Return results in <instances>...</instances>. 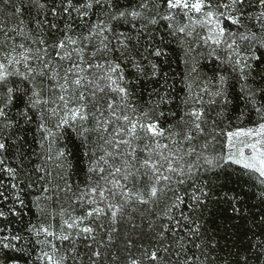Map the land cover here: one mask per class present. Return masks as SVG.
<instances>
[{"label":"snow or ice","instance_id":"snow-or-ice-1","mask_svg":"<svg viewBox=\"0 0 264 264\" xmlns=\"http://www.w3.org/2000/svg\"><path fill=\"white\" fill-rule=\"evenodd\" d=\"M0 264H264V0H0Z\"/></svg>","mask_w":264,"mask_h":264},{"label":"trees","instance_id":"trees-1","mask_svg":"<svg viewBox=\"0 0 264 264\" xmlns=\"http://www.w3.org/2000/svg\"><path fill=\"white\" fill-rule=\"evenodd\" d=\"M239 109H237L238 111ZM29 140H31V136H29ZM75 160L73 161V163L75 164ZM26 203H28V201H26ZM249 204H255L256 201L255 200H249L248 201ZM28 217H26L27 219ZM215 224L219 225L220 228V235L225 237V240L228 244H231L233 240L237 239V237H239L240 239H243V233L240 229V222L236 221V220H231L229 221L228 219L222 217V216H218L215 219ZM234 225H236L234 227ZM221 243H225V241H221Z\"/></svg>","mask_w":264,"mask_h":264}]
</instances>
